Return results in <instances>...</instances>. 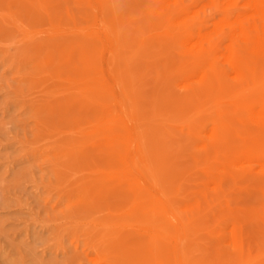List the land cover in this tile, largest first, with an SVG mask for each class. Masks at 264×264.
<instances>
[{
	"label": "rangeland",
	"instance_id": "obj_1",
	"mask_svg": "<svg viewBox=\"0 0 264 264\" xmlns=\"http://www.w3.org/2000/svg\"><path fill=\"white\" fill-rule=\"evenodd\" d=\"M27 1L0 0V264H108V261L109 264H149L131 234L140 227H150L153 196L160 188L147 189L140 179L149 178L159 185L160 177L168 172L172 187L180 188V193L193 190L200 181L198 189L215 188L213 173L229 170L231 151L227 146L219 150L209 148L210 144L198 134H209L216 128L231 134L238 118L236 105L244 111L264 110L261 105L264 89L258 91L257 97L252 92L239 94L238 101L233 102L238 92L222 75L218 83L204 90L206 93L197 95L199 102H181L174 107L169 90H165V63L172 55L174 43L168 41L164 30L147 25L142 34L136 30L137 19L127 11V0ZM198 4L197 9L204 4L203 0ZM34 5L39 8L33 10ZM120 16L127 25L123 40L107 51L88 46L89 39L85 37L69 40L61 34L55 36L56 39L50 32L52 26H56L60 31L66 29L65 34L72 31L77 34V30L91 29L99 21L120 24ZM26 23L31 32L26 29ZM31 24L33 29H30ZM108 67L113 74H108ZM160 67L163 74L157 77ZM217 68L216 63L203 71L211 74L217 72ZM83 70H91L98 85L106 88V83L109 84L111 92L98 90L90 95L79 89L82 75L78 71ZM88 75H84L83 80H87ZM78 79L81 83L73 87L71 83L77 84ZM111 80L120 85L114 87ZM56 83L63 92L58 94L60 91L56 89V94H45V88H57ZM115 93L122 96L132 117V110H138L133 119L147 135L142 139V152L117 146L116 160L110 166L103 160V151H107L110 144L99 133L106 122V109L110 108L106 98ZM142 97H146L144 101ZM93 98H97L100 105ZM72 100L74 105L68 108ZM116 107L109 125L125 119L120 115L123 109L120 105ZM144 110L149 115H143ZM162 129L166 132H161ZM167 132L170 136L164 134ZM234 139L231 137L230 144ZM249 142L258 145L252 166H264L259 158L264 155V137ZM134 153L137 169L129 161ZM92 164L100 167L99 177ZM252 172L249 177L253 176ZM262 176L259 178H264ZM261 179L248 178L239 189L232 183L220 206L228 217L223 225L226 232L234 228V217L239 218L236 223L244 234L246 246L241 260L221 251L219 231L224 229L218 227L216 233L210 235L216 226L219 207L208 209L207 203H203L202 212L188 228L192 248L181 264H264V189L256 184ZM120 183L123 186L117 190ZM126 213L129 219L122 223L121 216ZM143 213L145 218L141 216ZM172 222L167 219L161 227L170 230ZM88 226L104 227L109 238L118 236L122 251H106L98 231L94 230L95 235L91 236L84 233ZM156 264L171 263L162 256Z\"/></svg>",
	"mask_w": 264,
	"mask_h": 264
},
{
	"label": "bare ground",
	"instance_id": "obj_2",
	"mask_svg": "<svg viewBox=\"0 0 264 264\" xmlns=\"http://www.w3.org/2000/svg\"><path fill=\"white\" fill-rule=\"evenodd\" d=\"M50 1L52 3L53 0ZM55 1L59 2V0L58 1L55 0ZM203 2L204 4L198 9L197 7L199 5L198 4L199 0H127L126 3V5L128 6L127 11H129L130 14H134L133 16L136 17L137 19L136 30H139L142 34V31H144V27L146 25L150 26L152 29L164 30L165 35L169 39L168 41H172L174 43V50L172 51V55L168 57L165 63L166 68L163 65V68H165L167 71V73L165 72L167 74L165 90L166 91L169 90L168 93L170 95V98L174 101L173 102L174 107L178 106L177 104H180L181 102L185 103L187 101H194V100L195 103L199 102L197 95L200 93H206L204 90H209L214 85V83L219 81L222 75H224V78L226 79L227 82H230L232 85H234V87L238 92L237 96L235 94L233 95L234 97L236 96L233 102L238 101L239 96L245 93L252 92V94H254L255 97H257L258 91L261 92L262 91L261 89H264V0H203ZM46 4L47 6H50L48 2ZM35 5L33 10H37L39 8L38 5L37 8L35 7ZM120 17L122 19L123 16ZM26 18H27L26 20L29 19V17ZM7 19H9V17ZM51 20L53 21V19ZM34 21L32 20V22ZM20 23L23 24V22ZM123 23H125L123 22V19H122V23L120 24H114L112 21H107V22L99 21V23L91 27V29L90 28L88 29L83 28L81 30L79 29L76 31V32L79 31L77 34H73L74 31H72L70 34L68 33L69 35L65 34L66 29H64V31H60L58 30V28H56V26H52V30H50V32L52 31L51 33L52 36L54 37L57 35L64 34V37L69 38V40L74 39L75 37L77 40H79L82 37H85L89 39L88 46L90 47L96 46L97 50L99 48L107 51L111 45L117 46L120 42H122L123 36L127 28V25ZM14 24L16 26V21ZM25 26L26 29L29 28L27 23L25 24ZM31 28H32V24L30 25V29ZM28 31L31 32V30ZM45 31L44 33H46ZM27 36L29 35L27 34ZM54 37L51 38L54 39ZM55 38L57 39V37ZM34 41L35 40H33V42ZM216 63L218 67L217 72L211 74L204 73L203 69L205 67H214ZM161 67L156 72L157 77H161L160 75L163 74ZM107 72L108 74H113L114 71L110 67H108ZM78 73L82 75L80 76L79 74H77V76H80V79H82L81 81L82 84H80L79 89L83 91L86 90V92H88L90 95L94 94L93 92H97L98 90L99 91L103 90L104 93L111 92V89L109 88V84L106 83L107 85L106 88L104 86L98 85L99 84L98 80L96 81L94 80L91 70L78 71ZM84 75L89 76V77L85 76L86 77L85 79L87 80H83ZM98 78H101V76ZM80 79H78L79 81L76 80L78 82L77 84L71 83V85H73V87L77 86L80 82ZM134 81L135 79H133V82ZM111 82L112 84H114V87H118L120 85V83H116L114 80L113 81L111 80ZM153 85L156 86L154 82ZM55 86L57 88L55 87L45 88L44 90L45 94L48 95L53 92H55L56 94L57 93L56 89H58L60 86L58 87L57 83ZM154 86L153 88H155ZM114 87L112 86L111 88ZM59 91L60 92H58V94L63 92L61 90ZM156 94L157 96H159L158 93ZM66 97L68 98L69 96ZM152 97H154V95ZM142 98H143L142 101H144V98L146 97H142ZM93 99H96L95 100L96 104L98 103L100 105V101L97 100V98H93ZM106 99H108L106 101L110 103V108L108 107L109 109H106L108 111L105 112L107 115L106 122L105 123L103 122L105 118L102 121L100 120V123L102 122L104 123L103 124L104 127L102 129V132L99 134L103 136L102 138H104V140H106L107 143L110 144L107 150L109 152L103 151L104 152L103 160L107 163V165L111 166V163L116 160L115 152L117 151L116 149L117 146L123 145L124 147H132L134 149H138L139 152H142L144 146L142 145L143 142L142 139H144V137L147 134L142 130H140L141 125H139V123L134 121L133 119L134 115L136 116L135 113H137L138 110L136 109L137 110L136 112V110L133 109L132 107L133 109L132 110L133 117H132V115L125 108L121 95H116L115 93L114 95H111L110 98H106ZM255 100L257 101V99ZM162 102L164 101L162 100ZM66 105L68 106V104H65V106ZM72 105H74L73 100L71 103H69L68 108L71 107ZM117 105H120L121 109H123L120 115L125 119H123L121 122L118 123L116 122L113 125H109L108 121L111 115L115 113L114 108ZM261 105L264 106V103H261ZM149 112L151 113V111ZM235 112L238 118H237V122H235L234 124L235 126L232 128L233 131L231 130V134L228 133V131L226 132V130L222 128H216L215 131L209 134H205L202 132L198 134V136H200L201 139H203L208 144H210V146L208 145L209 148L213 150L214 149L219 150L227 146L231 151L230 159L232 161V165L229 168V170L227 171L218 170L213 173V178L215 180L214 182H216L215 188L210 189L207 186V188H204L203 190L198 189L199 188L198 186L201 183L200 181L198 182V184L195 185L193 190L180 193L181 191L180 188L172 187L170 183L171 174H168V172L160 177L161 184L159 185L154 184L152 182L153 180L149 178L146 179V181H141L140 179V182L141 183L143 182L147 186V189L152 188L156 190L157 187L160 188L159 190L155 191L157 192V195L153 196L154 206L153 209L150 210V212H152V217L148 219L149 222L148 224L150 225V227L149 228L140 227V229L133 232L134 235L131 234L135 238L132 239H134L137 246L141 248L140 250L142 251L143 249L145 254L144 260L149 261V264H156L157 259L161 258L162 256L166 257L167 261L171 264H181L182 261H184L185 255L186 256L188 255L189 248L190 249L192 248V245L190 246L189 244L190 241L188 239L189 238L188 228L192 227L194 221L197 219V216L202 212L201 211L202 204L207 203L206 206H208V209L214 206L219 207L217 218L215 217L216 226L215 228L213 227L214 229L211 230L210 232V235H214L218 227L224 229L223 225L225 221L228 219L226 213L224 212V209H221L220 206L226 200V193L229 187L234 185L236 188L239 189L240 186L246 184L248 178L250 180L261 179L259 178V176L264 175V166H258V165L252 166V163L255 162L253 158L257 154L258 145H256L253 142H249L250 140L257 141L260 140L261 137H264V110L258 112L255 110L244 111L243 107L236 105ZM142 114L149 115L148 112L145 110L142 112ZM137 118H138L137 120L139 121L140 119L139 114H137ZM99 119L102 118L100 117ZM221 122L223 121L221 120ZM98 124H95V126ZM96 127L98 128L100 126H96ZM162 130L161 132H166ZM173 131H175V129ZM149 133L151 134V132ZM152 133L159 134V131L158 132L153 131ZM164 134H168V132ZM186 136H187V132H186ZM148 137L149 136H147V138ZM154 137H151L150 139L154 138V140L157 141L156 139L157 136L155 135ZM176 137L178 136L176 135ZM231 137L235 139L230 144ZM188 141L190 142L189 138ZM159 146H157L158 149ZM86 155L87 154H85L84 156ZM135 156L136 153L133 154V156L129 161L132 164V167L137 169V165H136L137 163L134 158ZM259 158L262 161H264V155H261ZM225 160L227 161V159ZM165 161L162 162L164 163ZM165 164L167 165L168 163L165 162ZM176 164L178 167V163ZM176 164H174L173 167L176 166ZM92 165H93L92 169L94 170V173H96V175L99 177L100 167L98 165H94V164ZM171 168L169 169L170 171L173 170ZM251 171H253L252 173L254 174L253 176L249 177ZM171 182L173 183V181ZM256 184H258L257 187L260 186V188L264 189V178H262L261 181H257ZM122 186L123 184L120 183L117 185L116 189L117 190L121 189ZM128 214L129 213H126L124 216H121V221H123L122 223H127V220L129 219ZM145 215L146 214L143 213L141 216L145 218ZM232 217H234V215ZM167 219L173 220L174 222H172L170 230L166 231L161 227V223ZM234 220H235V224H233L234 228L230 232H226L225 229L219 231L221 233L220 239L222 241L221 242L219 241L218 243H221V251L225 252L226 254L232 253L233 255L236 256L237 260H241L242 253L246 251L245 249L246 246L244 244V236H243L244 234L242 233V230L237 226L238 224L236 223V220H239V218L234 217ZM103 228L101 229L100 227L98 228L89 227L86 231H84V233L88 235L90 234L91 236V234H94L92 233L94 232V230L98 231L99 234H101L100 235L101 242L103 241L105 243L106 251L109 250L114 252V251H118L119 249V252H121L122 244H120V241H118L119 240L118 236L109 238V236H107V230L106 229L104 230ZM122 228H124V226ZM211 240L213 241L212 237ZM133 257L134 255L131 258ZM136 258H139V255ZM120 259L121 258H119L118 260ZM133 259H131L130 261L134 263ZM113 260L112 262L115 263V261ZM108 262L110 263V261ZM136 262L138 261L136 260Z\"/></svg>",
	"mask_w": 264,
	"mask_h": 264
}]
</instances>
